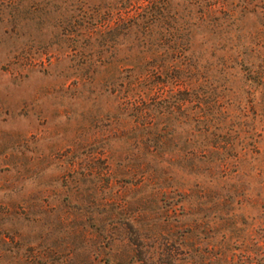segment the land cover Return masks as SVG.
I'll return each mask as SVG.
<instances>
[{"label":"rangeland","instance_id":"rangeland-1","mask_svg":"<svg viewBox=\"0 0 264 264\" xmlns=\"http://www.w3.org/2000/svg\"><path fill=\"white\" fill-rule=\"evenodd\" d=\"M0 264H264V0H0Z\"/></svg>","mask_w":264,"mask_h":264},{"label":"trees","instance_id":"trees-1","mask_svg":"<svg viewBox=\"0 0 264 264\" xmlns=\"http://www.w3.org/2000/svg\"><path fill=\"white\" fill-rule=\"evenodd\" d=\"M149 65V62H137L131 64V66H134L135 68H143L144 73H137L131 76H128L130 78H126L124 81V96H123V103L125 106H132L138 103L144 104L145 99L141 95V90H137L139 86L146 80H150L151 75L153 74V70H149L150 68H146V66ZM133 67H130L132 69ZM137 90V91H136ZM147 126L150 125V120L146 122Z\"/></svg>","mask_w":264,"mask_h":264}]
</instances>
